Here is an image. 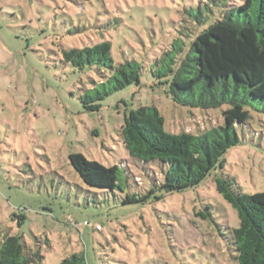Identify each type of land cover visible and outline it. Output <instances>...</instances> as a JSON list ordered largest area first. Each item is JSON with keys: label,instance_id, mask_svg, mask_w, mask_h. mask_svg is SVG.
Here are the masks:
<instances>
[{"label": "rangeland", "instance_id": "1", "mask_svg": "<svg viewBox=\"0 0 264 264\" xmlns=\"http://www.w3.org/2000/svg\"><path fill=\"white\" fill-rule=\"evenodd\" d=\"M240 2L0 0V241L5 233L31 245L38 241L44 258L33 264H57L72 252L83 253L87 264H235L226 230L195 215L203 200L217 223L239 224L213 177L157 200L123 203L125 192L85 185L68 155L80 153L104 166L127 160L138 183L126 191L143 193L150 176L118 139L125 112L154 105L167 133L199 135L222 125L226 105L176 103L149 65L191 19L187 8L201 12L202 29ZM104 39L115 63L135 59L142 65L139 84L86 111L80 96L97 73L64 63L61 50ZM258 109H249L247 125L237 128L240 142L225 152L217 174L231 176L242 191L264 201V111ZM149 168L159 176L154 164Z\"/></svg>", "mask_w": 264, "mask_h": 264}, {"label": "trees", "instance_id": "2", "mask_svg": "<svg viewBox=\"0 0 264 264\" xmlns=\"http://www.w3.org/2000/svg\"><path fill=\"white\" fill-rule=\"evenodd\" d=\"M186 11L191 19L153 58L150 72L158 83H167L166 93L178 104L201 109L226 105L223 124L199 135L167 133L154 105L125 112L118 139L131 162L150 176L143 193L126 191L138 183L127 160L104 166L80 153H69L68 160L85 185L125 192L123 203L157 200L213 177L216 191L236 210L239 224L228 227L217 223L211 205L203 200L195 215L212 221L219 232L226 230L224 240L234 251L235 264H264V201L242 191L231 176L217 174L225 152L240 142L237 128L247 125L249 109L261 106L258 110L264 111V0L231 5L202 29L198 28L205 22L201 12L193 8ZM61 55L74 69L89 68L97 73V80L91 79V86L80 96L86 111H97L100 101L112 92L139 84L142 65L135 59L115 63L109 40L62 48ZM150 163L159 176L149 168ZM43 258L38 241L31 245L19 234H3L0 264L42 263ZM57 264L87 262L83 253L72 252Z\"/></svg>", "mask_w": 264, "mask_h": 264}, {"label": "built area", "instance_id": "3", "mask_svg": "<svg viewBox=\"0 0 264 264\" xmlns=\"http://www.w3.org/2000/svg\"><path fill=\"white\" fill-rule=\"evenodd\" d=\"M83 224H84V225H87V226H90V223L87 222V221H84ZM95 228H96V229H101V226H100L99 224H96V225H95Z\"/></svg>", "mask_w": 264, "mask_h": 264}]
</instances>
